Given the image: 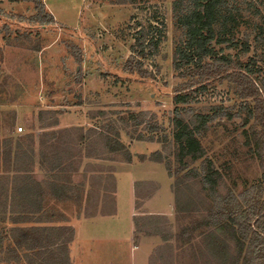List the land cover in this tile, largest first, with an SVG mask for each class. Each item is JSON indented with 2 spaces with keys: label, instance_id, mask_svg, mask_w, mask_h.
<instances>
[{
  "label": "rangeland",
  "instance_id": "1",
  "mask_svg": "<svg viewBox=\"0 0 264 264\" xmlns=\"http://www.w3.org/2000/svg\"><path fill=\"white\" fill-rule=\"evenodd\" d=\"M42 1L43 12L33 0H0V264H28L27 251L34 264H60V259L61 264L72 263L73 238L65 256L54 243L57 235L36 226L73 225L81 211L97 212L99 200L102 206L113 200L110 170L126 156L125 148L115 142L121 138L126 145L147 141L146 148L137 147L140 154H150L165 168L169 165L173 187L181 179L174 222L166 223L159 215L135 216V229L141 234L173 226L171 239H161L154 247L150 264H215L204 220L220 206L226 213L233 210L234 200L245 205L264 199V161L253 151L252 138L261 128L254 99L243 95L225 74L239 70L237 59L249 61L257 68L252 75L264 85V41L255 38L264 20V4L251 0L256 11L247 7L249 0H228L238 23L228 32L230 40L212 43L219 54L229 53L232 61L205 56L207 66L225 63L226 71L202 76L196 71L181 74L184 69L173 65L181 34L173 0ZM44 11L53 19L42 20ZM161 21L164 36L157 50L146 47L143 54L133 50L136 30ZM244 40L248 51L242 48ZM178 89L188 95L184 102L173 99ZM196 113L207 115L196 131L203 155L179 159L173 119L182 117L192 124ZM18 125L23 126L19 132ZM21 149L32 152L30 162L20 160L32 177L28 189L20 181L15 189L13 183L18 165L14 153ZM57 154L63 168L52 170ZM206 159L219 172L216 190L202 179ZM54 180L66 185L63 192L53 189ZM143 187L141 197L155 184ZM125 196L123 192L119 197L112 216L82 222L76 264L138 261V251L133 258L130 248L131 204ZM141 201L136 200V207ZM58 235L62 242L68 232L60 230ZM253 262L264 264V256Z\"/></svg>",
  "mask_w": 264,
  "mask_h": 264
},
{
  "label": "trees",
  "instance_id": "2",
  "mask_svg": "<svg viewBox=\"0 0 264 264\" xmlns=\"http://www.w3.org/2000/svg\"><path fill=\"white\" fill-rule=\"evenodd\" d=\"M33 1L35 8L43 12V1ZM185 1L187 3H184ZM260 1L264 4V0ZM247 7H253L256 11H259L251 0L247 2ZM231 8H233V5L228 0H173V16L176 25L181 29L179 40L174 47L173 65L176 69H184L180 71L181 74L196 71L199 75L209 76L223 74L226 71L224 70L225 63L229 64L232 61L230 54L224 52L219 54V51L215 49L212 42L223 43L231 39L228 32H232L233 27L238 23L236 14ZM44 18H47L46 20L53 19L52 15L47 11H44L42 14L41 19L44 20ZM263 24L264 20L259 25L260 30L255 34L256 40L264 41V35L263 37L261 36V33L264 32ZM136 33V44L133 50L139 54H143L146 47H149L154 52L157 50L158 44L164 36V22L161 21L159 25L152 23H148L146 26L141 25L136 30ZM249 47L250 45L247 40L242 41L244 51H248ZM205 56H212L213 59L221 60L225 63L220 64L216 61L207 66L206 61H204ZM236 64L239 70L226 72L225 74L235 80L243 95L254 99L253 109L257 111L261 128L254 133L252 138L255 146L253 151L264 161V85L257 82L258 77L252 75L257 68L251 67L249 61L242 63L237 59ZM187 97V93H182L180 89L173 95L176 103L184 102ZM178 108L177 106L175 107L176 110ZM206 117L207 115L204 113H196L190 119L192 124L182 117H174L175 130L173 136L178 143L179 159L188 154L193 159L203 155V148L196 137V131L204 126ZM137 138L145 139L142 136H138ZM115 142L118 144V147L125 148V157L129 159L131 154L124 144L120 140H116ZM249 142L250 139L246 138V143ZM31 155L32 152H27L25 149H21L20 152L15 150L14 163L18 164L13 173L15 189L19 187V184H23L27 189L29 188V179L32 177L27 174V170L29 169H27L28 167L24 163L32 160ZM20 160H24L25 162ZM209 164L211 165V161L206 159L202 179L206 182L205 186L216 190L219 172ZM61 168H63V164H61V160L57 154L56 160L50 169L58 170ZM166 169L169 175H172L169 165H166ZM180 180L179 178L176 179L173 187L176 209L180 208L178 199L179 190L181 189L179 187ZM52 184L56 192H63V188H66L64 183L56 180ZM14 195L12 193V199L15 202L16 197ZM56 196H59V194H56ZM35 202L37 201L35 200ZM234 202L233 210H229L226 213L224 208L220 206L216 213L210 215V219L204 220V224L208 225V229L204 231V236L211 259L213 258L215 264H259L253 261H256L258 257L264 256V199L257 198L251 203L247 202L245 205L240 200H234ZM133 219L136 228H138L137 218L134 216ZM164 221L168 223L166 217H164ZM36 227H41V229L48 231V234L51 236L57 235L56 238L58 240L55 238L54 243L57 242V248H62L65 256H68L67 243L73 237L71 225H43ZM60 230L68 232L67 238L63 239L62 242H60L58 235V231ZM153 233L160 234L164 240H169L173 235V231L167 228H160L153 231ZM182 235L183 232L182 234L180 233V236ZM251 246H253V250ZM27 252L24 253L28 258V260L26 259L28 264H34V261L30 259L31 257ZM58 262L61 264L62 260L60 259Z\"/></svg>",
  "mask_w": 264,
  "mask_h": 264
},
{
  "label": "crops",
  "instance_id": "3",
  "mask_svg": "<svg viewBox=\"0 0 264 264\" xmlns=\"http://www.w3.org/2000/svg\"><path fill=\"white\" fill-rule=\"evenodd\" d=\"M120 141L126 146V149H128L131 155L129 159L123 157L119 161H115L114 169L110 170L115 181L114 190L111 191L113 200L105 202L103 206L99 200L97 212L85 214L81 211L80 216L73 220L74 226L72 224H68L73 228V239L70 245L71 264H76L75 251L78 245L80 246L79 242L82 238L80 232L82 222L90 220L91 217L94 216H112L117 208L119 197L122 196L123 192L126 195L124 201L126 202L128 200V205L131 204L129 214L132 217L130 222V232L133 242L131 243L132 246L130 248L134 249L133 251L135 252L133 254V258H135L136 252L138 251V261L134 264H150L149 257L154 247L160 244L162 239L160 234L157 233L146 235L137 232L133 219L134 216L159 215L166 217L168 219V223L174 222L175 198L172 180L167 169L162 166L161 162L156 160L150 154H147L146 152L140 154L137 147L141 146L140 144H143V147L146 145L148 146L147 141L134 140L127 145L122 138ZM144 151H146V149ZM135 152H138L139 155L135 154ZM122 180L124 181L121 182ZM149 182H154L155 188H153V190L149 193L147 191V194L145 193L144 196L142 195L141 197V187L149 184ZM144 188L145 187H143V189ZM144 190H146V188ZM137 199L142 200L139 207H136L135 205ZM101 206L103 207V210H101ZM172 227L170 230L173 231ZM112 238L113 237H107L109 240Z\"/></svg>",
  "mask_w": 264,
  "mask_h": 264
},
{
  "label": "built area",
  "instance_id": "4",
  "mask_svg": "<svg viewBox=\"0 0 264 264\" xmlns=\"http://www.w3.org/2000/svg\"><path fill=\"white\" fill-rule=\"evenodd\" d=\"M16 129L19 132V131H21L23 129V126L22 125H18V126H16Z\"/></svg>",
  "mask_w": 264,
  "mask_h": 264
}]
</instances>
